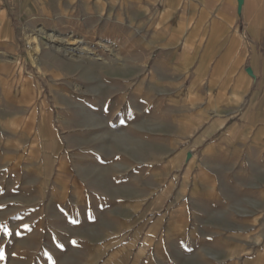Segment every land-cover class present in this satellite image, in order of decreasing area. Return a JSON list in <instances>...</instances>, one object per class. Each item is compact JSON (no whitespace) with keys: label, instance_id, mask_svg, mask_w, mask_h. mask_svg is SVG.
Here are the masks:
<instances>
[{"label":"crops","instance_id":"crops-1","mask_svg":"<svg viewBox=\"0 0 264 264\" xmlns=\"http://www.w3.org/2000/svg\"><path fill=\"white\" fill-rule=\"evenodd\" d=\"M147 5L158 8V29L145 41L147 51L161 56L153 68L152 84L164 92L184 91L186 112L180 120L193 131L189 142L195 141L202 149L196 181L199 203L193 207L186 192L172 199L176 233L190 214L202 223L196 230H208L205 220H227L225 229L208 230L213 236L222 231L229 237L226 260L205 246L209 259L205 261L193 250L196 261L192 263L234 264L230 253L242 247L243 264H264V0H0V219L37 221L21 230L26 242L35 240L30 245L36 251L104 252L100 264L189 263L184 244L173 245L170 251L159 245L165 257H177L172 263L155 255L143 260L141 253H133L140 236L134 224L139 216L134 211L130 220L115 214L110 220L100 218L94 226L68 222L78 208L92 202L86 183L109 167L79 166L65 158L63 127L55 130L48 122L50 108H62L59 116L65 107H105L107 99L102 94L109 80L102 71L84 68L81 85L76 74L55 70V64L45 77L27 66L25 43L33 34L26 37L36 27L60 26L82 12L85 27L102 31L121 27L128 11L137 14L132 22L138 27L136 18L147 12ZM236 73L243 79L230 81ZM173 76L180 78L179 83L172 85L168 77ZM134 80L139 86V77ZM114 81L117 86L123 84V79ZM76 83L84 94L99 92L98 98L77 100L65 88ZM44 86L52 87L53 99L45 97ZM87 130L72 127L67 132V149L90 144L95 154L118 155L123 148L139 146L136 134L121 129ZM45 140L55 145V151L48 154L55 162L46 166L27 162L31 144L37 158L45 155ZM87 171L95 174L80 179L78 173ZM44 220L52 221L45 232ZM108 252L115 254L108 258Z\"/></svg>","mask_w":264,"mask_h":264},{"label":"rangeland","instance_id":"rangeland-1","mask_svg":"<svg viewBox=\"0 0 264 264\" xmlns=\"http://www.w3.org/2000/svg\"><path fill=\"white\" fill-rule=\"evenodd\" d=\"M147 7V12L138 14L140 16L136 18L139 20L138 27L133 26L132 22L137 14L128 11L125 13L121 27L110 26L106 30L93 31L85 27L84 13L78 12L68 23L56 27L38 26L26 37L27 39L33 34L29 40L34 41L41 32L52 33L54 36V41L49 42L48 47L42 48L41 69L32 64L29 55L26 56L27 66L35 69L42 77H45L47 71L55 64V70L61 69L76 74V82L81 85L85 77L84 68L102 71L109 80L107 90L102 94L107 99L105 107L90 109L91 111L89 108L87 110L78 106L65 107L63 114L59 116L57 112L62 108H50L52 117L48 122L55 130L63 127L65 158L71 159L72 163L79 166L101 164L109 167L107 170L96 172V178L93 177L91 183H86L85 190L92 202L82 209L78 208L72 216L73 220L68 222H74L78 226H94L100 218L110 220V216L115 214L127 216L126 219L130 220L134 211V215L139 216L138 220L135 217L134 224L138 226L140 236L133 253H141L143 260L155 255L167 259L169 263L177 261V257H165L159 248L160 244L166 245L169 251L173 245L184 244L188 264H198L192 263L196 261L191 253L193 250H196L197 255L203 257L205 261L209 259L208 251L205 249L203 251L205 246L213 247V250L219 252L220 259L226 260L227 252L224 249L228 246L229 237L223 236L222 231L219 230V235L214 233L213 236L210 233L213 232V227L225 229L227 220H205V224L210 225L208 230L211 232L201 228L196 230L202 223L190 214L188 219L182 221L184 223L182 230L176 233L174 223L178 219L173 218L175 216L172 214L174 208L172 199L186 192V195L192 199L193 207L199 203L200 191L196 187V181L197 165L201 159L202 149L194 144L195 141L189 142L188 135L193 131L180 120L186 112L184 91L164 92L156 89L152 84L153 68L161 56L159 53L153 55L151 51H147L148 45L145 41L149 39L150 33L153 34L158 29L155 26L157 14L155 10L158 8L153 5ZM99 35H104L105 38L101 39ZM36 42L35 44L39 43ZM99 45H103L106 49L100 48ZM132 55L134 56L130 59ZM136 76L140 79L139 86L134 80ZM159 76L163 78L164 74ZM117 78L123 79L122 86L115 84L114 80ZM168 78L172 85L179 83L180 80L175 76ZM77 83L65 87L76 96L77 100L85 97L98 98L99 92L84 94L83 88ZM43 92L47 99H53L55 96L51 86H44ZM90 122H96V125L92 126ZM46 124L45 122V128ZM72 127L79 131L87 127L88 132L95 133L109 132L108 130L112 128L113 132L121 129L136 134L139 137V146L123 148L118 155L95 154L96 150L90 144L78 150H68L67 132ZM130 142L125 141V143ZM53 151H55L54 143L45 140V155L37 158L35 146L31 144L26 155L27 162H40L45 166L54 163L53 157L48 155ZM190 163L196 165L188 166ZM94 174L90 171L78 173L80 179L87 180ZM36 222L34 219H0V264H80L78 262L81 261L100 264L104 252H50L31 249L30 244H35L33 243L35 240L29 238L26 242L25 238L21 237V230L28 225H35ZM51 222V220L43 221L44 232ZM114 254L106 253L108 258ZM230 255V258L234 259V264L244 263L245 255L242 247ZM55 259H58L59 263H55Z\"/></svg>","mask_w":264,"mask_h":264},{"label":"bare ground","instance_id":"bare-ground-1","mask_svg":"<svg viewBox=\"0 0 264 264\" xmlns=\"http://www.w3.org/2000/svg\"><path fill=\"white\" fill-rule=\"evenodd\" d=\"M55 39H56V36H55ZM36 41H39L38 44H35L37 43ZM51 41H54V36L51 34H47V33H44V32H41L37 35V38L32 41V40H28L27 41V44H26V49H27V52L32 61V64H34V66L36 68H39L41 69L42 67V60H41V55H42V48L44 46H49V42ZM183 42V41H182ZM70 45V44H69ZM100 48L102 49H106L103 45H99ZM56 51L58 50V48L55 49ZM79 51H81L79 49ZM83 51H85V49H83ZM86 54V53H85ZM87 55V54H86ZM243 79V76L239 73H236L234 74V76H232L230 78V81H239Z\"/></svg>","mask_w":264,"mask_h":264}]
</instances>
